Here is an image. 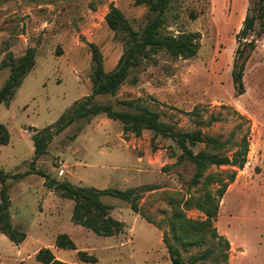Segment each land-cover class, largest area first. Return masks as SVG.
Masks as SVG:
<instances>
[{"label": "rangeland", "instance_id": "1", "mask_svg": "<svg viewBox=\"0 0 264 264\" xmlns=\"http://www.w3.org/2000/svg\"><path fill=\"white\" fill-rule=\"evenodd\" d=\"M111 3L122 9L135 29H143L148 6L136 0H0V89L12 71L4 61L20 59L29 47L35 48V66L14 97L0 104V123L10 135L9 143H0V168L12 175L34 171L7 180L12 221L26 231L27 238L15 244L0 234L3 264H42L36 254L43 247H50L57 258L67 262H81L79 250L97 256L93 264L170 262L163 232L174 209L171 202L197 188L189 185L193 163L174 164L177 157L172 156V139L155 136L148 129L140 135L124 131L120 121L99 114L77 120L56 134L49 153L34 160L35 130L55 123L76 100L92 93L93 60L88 42L100 46L107 71L115 68L124 51V33L116 36L106 22ZM249 6L250 0H173L162 32L199 31L198 53L174 59L162 50L156 63L147 62L134 71L116 95L95 97L97 102L124 111L135 109V104L125 101H137L183 129H196L198 120L205 121L203 131L229 139L232 150L248 133L250 151L244 168H210L237 169L216 222L219 232L233 241L228 251L230 264H264V37L247 61L243 94L237 95L232 77L236 33ZM134 74L139 78L136 83ZM237 110L247 120L241 119ZM212 115L219 120L209 124ZM204 147L200 144L194 150ZM37 169L60 181L97 188L155 184L156 189L137 200L152 222L133 211L129 202L104 196V202L112 206L111 214L124 222L121 233L104 236L75 224L74 200L48 187ZM186 212L193 218L204 217L194 208ZM63 233L74 240L76 249L56 245ZM210 246L208 242L183 250V257L187 260ZM196 264H215V259Z\"/></svg>", "mask_w": 264, "mask_h": 264}, {"label": "trees", "instance_id": "2", "mask_svg": "<svg viewBox=\"0 0 264 264\" xmlns=\"http://www.w3.org/2000/svg\"><path fill=\"white\" fill-rule=\"evenodd\" d=\"M173 0H136L137 4L148 6L147 22L143 29L133 27L121 8L111 3L106 14L108 26L115 31L116 36H122L124 51L113 70L107 71L104 64V55L100 46L95 42H88L93 60V73L90 76L92 93L82 100H76L59 119L42 129H37L32 135L34 142V160L49 153V145L54 136L63 132L77 120L104 114L109 118L120 121L124 131H132L140 135L144 129L151 130L155 136L170 138L174 142L173 157H177L175 165L189 161L194 165V172L189 185L197 187L189 192L185 198H174L171 204L174 209L169 217L168 229L163 232V241L170 256L167 264H196L206 259H215V264H230V240L221 234L216 225L222 199L230 184L234 182L237 169L211 171L213 166H234L239 169L245 167L250 151V137L244 133L241 141H237L235 149H231L229 139L206 134L201 125L205 121L198 120V128L183 129L161 118L160 114L152 111L146 105L137 101H125L127 105H134L131 111L116 110L110 103L95 101L100 94L116 95L120 87L128 80L134 71H140L147 62L156 63V55L166 50L174 59L190 58L195 56L201 47V34L199 31H186L177 35L163 34L162 28L167 24L166 11ZM251 36H253L251 38ZM264 37V0H250L243 24L236 33L237 47L235 50L232 77L237 89V95L245 92L244 72L247 61L257 47V41ZM242 61L240 62V60ZM4 64L11 66V74L0 89V104L9 102L17 89L22 85L24 78L35 66V48L29 47L20 58L10 57ZM139 78L133 75L132 81ZM197 112V107L193 110ZM238 116L247 120L246 115L236 111ZM219 120L212 115L207 123ZM10 135L5 124L0 123V143H9ZM203 144L205 147L195 151L194 147ZM180 150L179 152L177 150ZM170 165H166V168ZM34 171L12 175L0 168V233L5 234L15 244H20L27 238V233L12 221V200L7 180L11 177L20 179ZM37 173L46 178L48 187L53 188L63 197L74 200L72 220L75 224L85 226L93 232L114 236L124 229V222L111 214L112 206L104 202V196L117 197L131 204L133 211L141 214L147 221L152 220L144 214L138 205V198L150 190L156 189L155 184H144L126 189L97 188L95 186L74 185L64 180L51 177L42 169ZM183 204V205H182ZM197 209L204 217L193 218L187 215L188 209ZM211 242L203 252L191 254L186 260L183 250L188 251L193 246H203ZM60 248L76 249L74 240L67 234H60L56 240ZM219 259H216V251ZM81 262L63 261L54 254L50 247L41 248L36 258L42 264H88L96 263L97 256L85 250L78 251ZM0 264H3L0 260Z\"/></svg>", "mask_w": 264, "mask_h": 264}, {"label": "crops", "instance_id": "3", "mask_svg": "<svg viewBox=\"0 0 264 264\" xmlns=\"http://www.w3.org/2000/svg\"><path fill=\"white\" fill-rule=\"evenodd\" d=\"M232 189V188H231ZM230 189V190H231ZM230 190H228V191H230ZM225 197V196H224ZM223 201H224V198H223V200H222V202H221V206L223 205ZM1 234V233H0ZM2 235H5V234H2ZM6 236V235H5ZM231 243H232V245H233V241L231 240Z\"/></svg>", "mask_w": 264, "mask_h": 264}]
</instances>
